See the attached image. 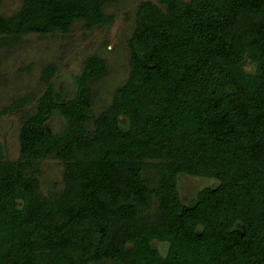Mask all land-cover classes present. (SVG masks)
Wrapping results in <instances>:
<instances>
[{"label": "trees", "instance_id": "16d2710c", "mask_svg": "<svg viewBox=\"0 0 264 264\" xmlns=\"http://www.w3.org/2000/svg\"><path fill=\"white\" fill-rule=\"evenodd\" d=\"M118 1L25 0L0 16V43L100 24ZM138 17L128 79L102 112L94 55L72 99L50 84L34 111L8 110L23 120L18 159L0 146V264H264V0H159ZM51 156L63 169L50 198L36 174ZM181 175L217 184L185 203Z\"/></svg>", "mask_w": 264, "mask_h": 264}, {"label": "rangeland", "instance_id": "374dc122", "mask_svg": "<svg viewBox=\"0 0 264 264\" xmlns=\"http://www.w3.org/2000/svg\"><path fill=\"white\" fill-rule=\"evenodd\" d=\"M25 0H0V16L12 18ZM159 0H120L104 8V21L97 25L75 22L66 33H26L0 43V146L5 156L19 157L18 135L21 113L9 114L14 103L26 102L24 109L34 111L37 100L51 84L55 94L64 101L74 97L75 78L82 72L89 56L102 57L107 64L106 75L92 85V110L98 114L112 102L115 91L126 83L130 72L129 40L139 24L138 12L145 2ZM5 35V34H4ZM253 71L252 65L245 67ZM51 135L64 129L63 119L56 113L45 125ZM36 174L45 197H53L61 187L62 163L46 157L38 161ZM216 181L181 175L178 190L183 202H192L203 188L214 187ZM162 255L166 245L154 243Z\"/></svg>", "mask_w": 264, "mask_h": 264}]
</instances>
